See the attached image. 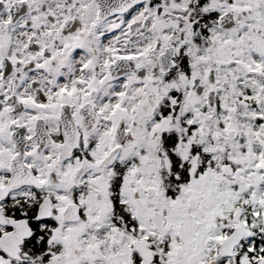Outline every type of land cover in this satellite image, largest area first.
Masks as SVG:
<instances>
[{
  "label": "snow or ice",
  "instance_id": "snow-or-ice-1",
  "mask_svg": "<svg viewBox=\"0 0 264 264\" xmlns=\"http://www.w3.org/2000/svg\"><path fill=\"white\" fill-rule=\"evenodd\" d=\"M0 264H264V0H0Z\"/></svg>",
  "mask_w": 264,
  "mask_h": 264
}]
</instances>
